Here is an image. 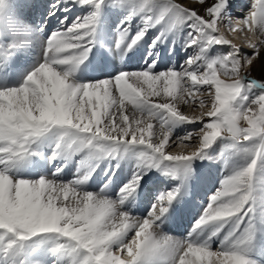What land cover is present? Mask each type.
Instances as JSON below:
<instances>
[{"label":"snow or ice","instance_id":"snow-or-ice-1","mask_svg":"<svg viewBox=\"0 0 264 264\" xmlns=\"http://www.w3.org/2000/svg\"><path fill=\"white\" fill-rule=\"evenodd\" d=\"M79 2L99 9L104 0ZM228 6L229 0H142L139 11L151 13L143 17L146 27L193 30L186 47L198 50L180 70L157 72L150 65L99 82H70L71 70L91 51L93 12L50 36L43 62L20 87L0 89V256L18 254L33 238L55 234L63 240L56 250L67 252L71 264H250L243 252L251 239L248 218L254 193L264 185V91L249 95L252 89L264 90V79H250V71L264 51V0H251L243 18L230 16ZM221 28L243 33L251 55ZM145 34L146 29L137 33L128 50ZM126 35L121 34L118 47ZM214 45L227 51L210 59ZM181 103L190 111L193 104L207 110L189 115L180 110ZM180 124L200 127L174 137ZM53 129L58 150L84 153L78 162L83 174L64 182L57 179L60 166L40 179L17 177L12 169ZM221 138L232 142L241 163L222 177L195 225L215 224L213 237L224 230L217 249L161 232L182 194L179 186L161 193L147 217L124 211L146 171L165 161L180 170ZM173 144L182 150L173 151ZM133 146L142 149L141 167L115 199L106 194L107 186L99 193L83 189L95 171L88 162Z\"/></svg>","mask_w":264,"mask_h":264},{"label":"bare ground","instance_id":"bare-ground-1","mask_svg":"<svg viewBox=\"0 0 264 264\" xmlns=\"http://www.w3.org/2000/svg\"><path fill=\"white\" fill-rule=\"evenodd\" d=\"M141 2L120 0L118 4L96 9L92 5H82L79 0H9L7 8L0 14V20L3 21L0 24V89L20 87L25 77L43 62L44 48L50 36L54 32L63 31L78 19L83 20L93 12L97 13L98 34L95 36V30L90 45L91 51L87 58L71 70L70 82L79 85L99 82L119 73L142 70L150 65H154L153 70L157 72L168 69L180 70L188 57L197 53V47L194 45L187 48L186 42L190 37L185 32L179 34V29L169 31L160 26L146 27L143 17L149 13L139 11ZM250 3L251 0H229L228 14L232 17L243 18L250 10ZM145 29L144 37L131 50H128L127 46L131 40ZM125 31L127 35L124 42L118 47L117 42ZM221 31L232 39L233 43L242 47L244 53L251 55L252 50L246 47L243 33L238 34L226 28H221ZM158 36L159 39H157ZM226 51V46L214 45L208 51V58H216ZM251 71L258 79H264V51L256 58ZM241 75H244V70ZM179 107L181 111L196 116L207 110V108L201 110L195 104L192 105L195 111H190L187 104L181 103ZM204 120L209 122L206 116ZM187 126L189 125L176 127L173 136H182L190 130H195H188ZM57 137L55 129L42 136L32 146L31 152L34 154L26 156L12 169V172L19 178L36 180L50 176L57 167L63 166V171L57 179L67 182L82 175L84 169L81 168L78 172L80 168L78 162L84 153L73 154L58 150L56 148ZM182 148V145H172L173 151H180ZM56 153L59 154L53 159ZM140 167V159L119 150L107 158L88 162L87 168H94L95 171L91 172L90 178L82 187L85 191L99 193L107 186L106 194L115 199L121 187L133 178ZM183 178L180 185V182L174 183L173 175L161 173L157 167L151 168L144 175L136 193L125 203L124 211L132 216L147 217L161 193L179 186L182 194L169 208L164 223L161 225V232L182 240L201 239L200 236L194 235L199 228L192 231L188 223L193 224L203 213L202 211L208 205V192L213 187L204 181L205 187L201 183L200 191L195 195L186 189L189 184L185 177ZM185 189L186 194H184ZM185 200L186 204H184ZM188 205L193 209L191 208L189 213H186L187 211L184 210ZM194 209L197 211H193ZM252 216H254L253 213ZM249 231L253 236V229ZM221 234L217 237L209 235L203 237V235L200 241L203 244H210L215 250L219 247ZM130 235L133 234L130 233ZM251 240L252 237L244 245L243 252H249L254 247ZM250 256L264 264L263 253H251ZM71 262L72 258L67 252L60 250L40 249L34 253L25 251L15 255L9 254L7 257L0 256V264H71Z\"/></svg>","mask_w":264,"mask_h":264},{"label":"rangeland","instance_id":"rangeland-1","mask_svg":"<svg viewBox=\"0 0 264 264\" xmlns=\"http://www.w3.org/2000/svg\"><path fill=\"white\" fill-rule=\"evenodd\" d=\"M122 1L125 2V1H130V0H122ZM131 1H142V0H131ZM119 2L120 0H104V3L101 5V7L103 6L109 7V6L118 4ZM8 4H9V0H0V14H2L5 11ZM150 14L151 13H149L148 15ZM178 29H179L178 31L179 34H182L183 32L189 34V32L193 31L187 26H184ZM97 34H98V31L96 29L95 36H97ZM250 74H251L250 79H254L256 81L260 80L253 75L252 71H250ZM25 80H26V77H25ZM260 91H264V90L259 89V88L252 89L249 95L250 96L256 95ZM186 125H189L187 126L188 130L189 129L198 130V128L200 127L199 124H196V125L180 124L178 127H184ZM195 130H192V131H195ZM231 144L232 142L228 140H225L222 138L217 139L208 149L204 151L202 158H196L190 164L186 163L183 166V168H181L180 170L176 169V166L173 162H167V161L161 163L157 168L159 172L161 173H164L167 175H175L176 178L175 179L173 178L174 183L180 182V185L182 184L181 179L185 177L187 183L189 184L186 187V189L190 193H193L195 195L197 194V192L200 191L199 189H200L201 183L204 187L206 183L211 184L213 189L208 192V196H207V199H208L207 204H209V198L220 188L222 177L228 174L233 169H235L241 163V158L237 154L236 149L233 148ZM120 151H122V153L124 154L133 155L136 158L141 160L140 152L142 151V149H140L139 147L133 146V147L128 148L127 150L122 149ZM185 169H187V171ZM148 171H146L144 175H146ZM201 172L202 174H200ZM204 181H206V183ZM254 195L256 197L255 204H254V211H253L254 216L251 217L252 213H250L249 218H248L251 224L250 230L253 229V233H254L253 236L250 234L252 237V240H251L252 246L254 247L251 249V251L244 252V254L249 259L250 264H261L258 260L252 258L250 255L251 253L252 254L253 253L255 254L263 253L264 254V185L259 186L257 188V191L254 193ZM186 203L187 201L185 200L184 204ZM182 207H183V204H182ZM191 208L193 209V207L188 205L186 207V210H184V208L183 210L185 212L187 211L186 213H189L188 211ZM193 211H197V209H194ZM201 215L198 217V220L200 219ZM198 220H196L195 222L193 221L194 222L193 224L188 223L189 229H192V231L196 229L195 225H196V222H198ZM215 228H216L215 224L203 225L199 228L198 232H196L194 235L200 236L201 239H203V237H205L206 235L212 236L211 234L215 230ZM223 232L224 230H222V233ZM197 233H199V235ZM201 239L195 240V241H192L191 239L189 240H191L194 243L203 244L202 241H200ZM62 242L63 240L58 239L55 234L38 236L28 241L25 245V248L19 253H23L25 251L28 253H34L36 250H40V249H46L48 251H55L57 244L62 243ZM210 247L211 249L214 250L212 246Z\"/></svg>","mask_w":264,"mask_h":264}]
</instances>
